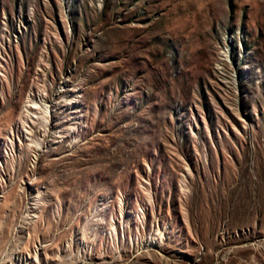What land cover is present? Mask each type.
Instances as JSON below:
<instances>
[{"label":"rangeland","instance_id":"1","mask_svg":"<svg viewBox=\"0 0 264 264\" xmlns=\"http://www.w3.org/2000/svg\"><path fill=\"white\" fill-rule=\"evenodd\" d=\"M0 264H264V0H0Z\"/></svg>","mask_w":264,"mask_h":264},{"label":"bare ground","instance_id":"2","mask_svg":"<svg viewBox=\"0 0 264 264\" xmlns=\"http://www.w3.org/2000/svg\"><path fill=\"white\" fill-rule=\"evenodd\" d=\"M33 208H35V207H33ZM33 217V216H32Z\"/></svg>","mask_w":264,"mask_h":264}]
</instances>
